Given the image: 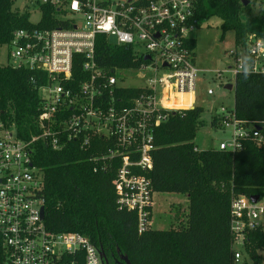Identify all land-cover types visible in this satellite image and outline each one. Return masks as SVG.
I'll use <instances>...</instances> for the list:
<instances>
[{"label": "built area", "instance_id": "obj_1", "mask_svg": "<svg viewBox=\"0 0 264 264\" xmlns=\"http://www.w3.org/2000/svg\"><path fill=\"white\" fill-rule=\"evenodd\" d=\"M29 3L38 10L42 5L52 7L58 25L16 30L7 45L8 58L16 67L42 73L45 82L38 88L36 132L27 139L21 138L0 112V264H58L68 255L81 258L83 264H102L98 247L87 237L52 233L45 228L42 175L33 164L36 145L59 150L73 142L86 150L93 139L108 143L91 159L93 172L106 171L112 162L118 163L111 181L115 204L136 214L138 233L147 231L154 194L148 177L154 129L169 112L195 106L198 69L189 46L197 27L193 1ZM97 35L130 48L138 65L122 69L98 66L94 59ZM227 55L234 60V67L227 71L234 82L238 73L260 76L264 82V41L254 33L248 34L244 46ZM75 63L80 65V78L73 75ZM126 78L143 85H124ZM119 89L139 92L125 97L118 94ZM207 94L212 95V91L207 90ZM189 98L191 101L185 103ZM220 112L221 116H212L214 124L227 131L228 138L219 143V151L234 153L246 143L264 144V113L258 120H245L236 117L234 107H222ZM229 210L234 261L238 263L247 232L264 233V196L255 202L234 196Z\"/></svg>", "mask_w": 264, "mask_h": 264}, {"label": "trees", "instance_id": "obj_2", "mask_svg": "<svg viewBox=\"0 0 264 264\" xmlns=\"http://www.w3.org/2000/svg\"><path fill=\"white\" fill-rule=\"evenodd\" d=\"M196 26L218 18L221 38L232 31L234 46L245 45L248 34L264 41V13H255L254 0H192ZM14 0H0V47L8 45L20 29L52 28L57 24L54 9L39 6L36 25L29 12L13 8ZM191 50L195 47L192 39ZM94 59L98 66L114 69L136 67L130 48L111 43L103 35L95 38ZM73 75L80 78V65ZM81 77H83L81 75ZM45 76L16 66H0V112L14 124L18 135L27 139L36 132L35 118ZM234 112L237 118L258 120L264 113V82L260 76L238 73L234 82ZM131 97L137 89H119ZM202 110L169 112L153 132L152 169L148 172L154 193H178L187 197L184 224L165 230L136 229V214L118 208L111 184L112 162L106 171L93 172L91 159L108 143L93 139L86 150L66 143L52 150L36 145L33 164L42 175L44 226L52 233H77L87 237L105 256L125 255L131 264H237L230 233V200L234 196H264V144L246 143L234 153L210 148L197 151L195 132L202 125ZM211 126L215 127L212 117ZM242 264L264 263V233L247 232ZM58 264H83L73 255Z\"/></svg>", "mask_w": 264, "mask_h": 264}, {"label": "rangeland", "instance_id": "obj_3", "mask_svg": "<svg viewBox=\"0 0 264 264\" xmlns=\"http://www.w3.org/2000/svg\"><path fill=\"white\" fill-rule=\"evenodd\" d=\"M12 7L19 12H29L31 23H36L40 18L39 10L32 6L29 0H14ZM253 8L257 14L264 13V0H254ZM219 25V19L213 17L201 26H197L191 34L195 40L192 60L198 69L194 101L195 106L202 110L200 116L202 125L193 138L197 151L216 149L220 142L227 140L228 132L212 127L210 121L212 116H221L222 107L233 110L234 106L233 75L227 72L229 68L234 67V60L227 55L230 50L236 51L234 37L232 31H226L221 38ZM5 65L15 66V63L8 58V46L3 45L0 47V66ZM217 73L221 75L220 78L216 77ZM124 85L139 87L143 83L126 78ZM227 86H231V89H227ZM207 90H211L212 95H208ZM187 204L185 194L154 193L150 228L165 230L170 226L183 225ZM240 253L241 257L237 264H242L246 258L243 252Z\"/></svg>", "mask_w": 264, "mask_h": 264}, {"label": "water", "instance_id": "obj_4", "mask_svg": "<svg viewBox=\"0 0 264 264\" xmlns=\"http://www.w3.org/2000/svg\"><path fill=\"white\" fill-rule=\"evenodd\" d=\"M241 2L244 5H247L249 3V0H241ZM226 88L230 90L231 86H227ZM257 199H258V195H252V196L249 197V200L251 202H255ZM41 216H43V209L42 208H41ZM98 251H99V256L101 258L102 264H109L108 260H107V257L105 256V254H104V252H103L101 247L98 248ZM116 253H117L119 261H121V264H131L129 262L128 258L125 255L119 254L118 250H116Z\"/></svg>", "mask_w": 264, "mask_h": 264}, {"label": "flooded vegetation", "instance_id": "obj_5", "mask_svg": "<svg viewBox=\"0 0 264 264\" xmlns=\"http://www.w3.org/2000/svg\"><path fill=\"white\" fill-rule=\"evenodd\" d=\"M107 258L109 264H121V261H119L118 256L110 255Z\"/></svg>", "mask_w": 264, "mask_h": 264}, {"label": "bare ground", "instance_id": "obj_6", "mask_svg": "<svg viewBox=\"0 0 264 264\" xmlns=\"http://www.w3.org/2000/svg\"><path fill=\"white\" fill-rule=\"evenodd\" d=\"M186 100V102L185 103H189L190 101H191V98H189V99H185ZM177 101H179V100H173V103H177ZM181 102V101H180ZM182 102H184L183 100H182ZM168 103H170V102H168ZM185 103L184 104H182V105H185ZM181 105V106H182Z\"/></svg>", "mask_w": 264, "mask_h": 264}, {"label": "crops", "instance_id": "obj_7", "mask_svg": "<svg viewBox=\"0 0 264 264\" xmlns=\"http://www.w3.org/2000/svg\"><path fill=\"white\" fill-rule=\"evenodd\" d=\"M192 39L194 40V38H193V37H192ZM194 42H195V40H194ZM194 48H195V47H194ZM193 50H194V49H193ZM193 50H192V51H193ZM194 107H195V106H194ZM190 110H191V109H190ZM216 149H217V148H216ZM217 150H218V149H217ZM150 220H151V216H150Z\"/></svg>", "mask_w": 264, "mask_h": 264}]
</instances>
